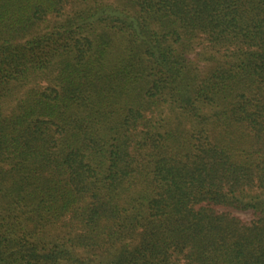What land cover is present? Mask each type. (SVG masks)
<instances>
[{"label": "trees", "instance_id": "1", "mask_svg": "<svg viewBox=\"0 0 264 264\" xmlns=\"http://www.w3.org/2000/svg\"><path fill=\"white\" fill-rule=\"evenodd\" d=\"M0 264H264V0H0Z\"/></svg>", "mask_w": 264, "mask_h": 264}]
</instances>
